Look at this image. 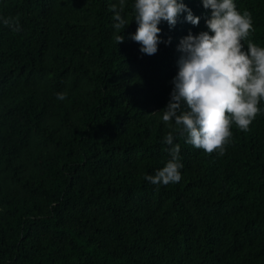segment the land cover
<instances>
[{
	"label": "trees",
	"instance_id": "trees-1",
	"mask_svg": "<svg viewBox=\"0 0 264 264\" xmlns=\"http://www.w3.org/2000/svg\"><path fill=\"white\" fill-rule=\"evenodd\" d=\"M234 2L264 47V0ZM184 3L199 24L162 21L146 55L135 20L114 29L119 0H0V264H264V111L247 132L232 126L223 155L174 132L182 179H145L170 159L156 111L177 45L207 30L210 9Z\"/></svg>",
	"mask_w": 264,
	"mask_h": 264
},
{
	"label": "clouds",
	"instance_id": "clouds-1",
	"mask_svg": "<svg viewBox=\"0 0 264 264\" xmlns=\"http://www.w3.org/2000/svg\"><path fill=\"white\" fill-rule=\"evenodd\" d=\"M210 15L205 20L207 30L182 37L177 45L180 56L178 70L172 78V89L166 106L156 112L172 128L164 137L170 159L154 175L145 179L153 185L179 183L183 163L180 145L174 144L175 132L184 142L206 153L223 155L232 137V126L247 132L252 121L261 114L264 101V47L254 43L251 12L237 9L234 0H201ZM125 0L112 4L114 29L117 33L135 20L136 31L131 39L140 45V51L154 55L162 42L158 26L166 21L174 27L181 13L185 20L198 25L184 0H134L131 20L125 18ZM3 24L13 32H20L19 19L8 17ZM116 43L124 41L117 34ZM165 43L171 42V37ZM246 45V46H245ZM65 92L57 93L65 100Z\"/></svg>",
	"mask_w": 264,
	"mask_h": 264
}]
</instances>
